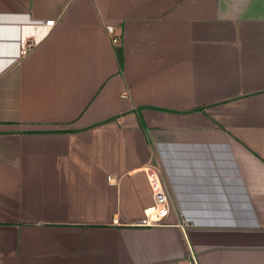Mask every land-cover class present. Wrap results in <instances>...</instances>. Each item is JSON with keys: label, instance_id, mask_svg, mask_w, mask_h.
I'll return each instance as SVG.
<instances>
[{"label": "crops", "instance_id": "1", "mask_svg": "<svg viewBox=\"0 0 264 264\" xmlns=\"http://www.w3.org/2000/svg\"><path fill=\"white\" fill-rule=\"evenodd\" d=\"M153 166L171 205L144 225ZM189 244L264 264V0H0V264Z\"/></svg>", "mask_w": 264, "mask_h": 264}, {"label": "built area", "instance_id": "2", "mask_svg": "<svg viewBox=\"0 0 264 264\" xmlns=\"http://www.w3.org/2000/svg\"><path fill=\"white\" fill-rule=\"evenodd\" d=\"M118 38L115 37L114 41H117ZM21 52L24 54L28 51L31 46L28 38H25L21 42ZM148 177L153 189L154 193V204L146 208L145 216L140 222L144 225H158L167 223V217L170 210L171 199L166 191L163 179L161 177V173L158 167L153 166L148 169ZM115 221L119 222V219H115ZM188 257L185 264H201L198 258L197 253L189 244L188 248Z\"/></svg>", "mask_w": 264, "mask_h": 264}]
</instances>
